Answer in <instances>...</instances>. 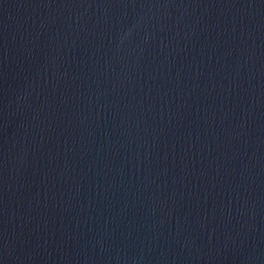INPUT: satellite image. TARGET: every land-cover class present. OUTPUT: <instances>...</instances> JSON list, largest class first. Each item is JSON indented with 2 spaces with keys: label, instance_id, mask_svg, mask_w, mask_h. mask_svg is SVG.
<instances>
[{
  "label": "water",
  "instance_id": "95a60500",
  "mask_svg": "<svg viewBox=\"0 0 264 264\" xmlns=\"http://www.w3.org/2000/svg\"><path fill=\"white\" fill-rule=\"evenodd\" d=\"M0 264H264V0H0Z\"/></svg>",
  "mask_w": 264,
  "mask_h": 264
}]
</instances>
